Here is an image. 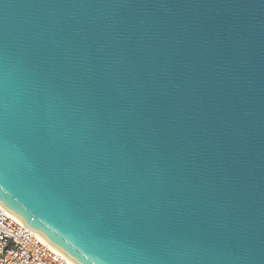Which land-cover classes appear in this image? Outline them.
<instances>
[{"label":"water","instance_id":"95a60500","mask_svg":"<svg viewBox=\"0 0 264 264\" xmlns=\"http://www.w3.org/2000/svg\"><path fill=\"white\" fill-rule=\"evenodd\" d=\"M0 206L72 264H264V0H0Z\"/></svg>","mask_w":264,"mask_h":264},{"label":"built area","instance_id":"2783aa9c","mask_svg":"<svg viewBox=\"0 0 264 264\" xmlns=\"http://www.w3.org/2000/svg\"><path fill=\"white\" fill-rule=\"evenodd\" d=\"M0 264H72L0 206Z\"/></svg>","mask_w":264,"mask_h":264}]
</instances>
